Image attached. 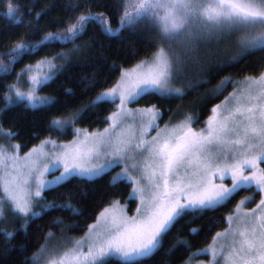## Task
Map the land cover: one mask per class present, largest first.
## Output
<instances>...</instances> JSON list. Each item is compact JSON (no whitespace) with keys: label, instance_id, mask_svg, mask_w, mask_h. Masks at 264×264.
<instances>
[{"label":"snow or ice","instance_id":"snow-or-ice-1","mask_svg":"<svg viewBox=\"0 0 264 264\" xmlns=\"http://www.w3.org/2000/svg\"><path fill=\"white\" fill-rule=\"evenodd\" d=\"M3 4L0 19L21 26L19 0H3ZM68 7L75 10L80 5L70 0ZM120 7L116 28L104 13L84 7L69 17L63 28L57 26L55 32L49 31L38 40L18 38L9 51L0 53V73L7 74L41 48L74 45L91 23L108 37L138 23L148 24L159 36L150 58L120 70L112 86L99 92L89 105L50 122L49 130L70 133V142L45 138L23 155L19 144L6 147L0 143V222L6 219L5 205L25 229L31 219L54 208L80 215L71 203L48 204L43 193L76 178L94 181L118 167L122 170L111 176L110 186L125 183L131 187L127 199L137 202L135 214L129 216L127 204L112 200L95 222L86 226L83 236L65 237L58 248L41 246L32 257L33 264H109L112 260L143 264L162 247L165 236L181 219L215 211L241 191L253 189L260 199L251 213L245 206L253 197L240 199L236 215L227 217L229 227L217 232L203 252L210 255V264H264V168L260 167L264 163V69L242 81L231 77L222 80L213 95L228 84H234L235 90L211 108L203 127H193L199 124L198 115L185 113L180 122L161 128L158 121L163 113L155 103L130 107L149 96L183 98L175 83L183 77L188 59L201 43L238 34L240 56L236 62L264 50V0H122ZM78 50V46L73 49ZM68 60V54L58 52L25 65L16 82L5 85L0 94L4 102L0 113L20 103L29 110L51 107L54 99L39 95L38 90L52 82ZM104 104L114 108L105 117L107 127L92 132L77 127L86 111ZM137 127L138 132L134 130ZM153 129L156 134L146 139ZM16 135L0 124V137L11 141ZM46 174L52 178L46 179ZM36 205H41L38 211L34 210ZM233 220L242 225L233 228ZM198 232L190 228L191 234ZM0 234L8 239L15 235L2 228ZM219 238H224V243L217 247ZM181 244L191 251L190 245ZM199 254L192 252L191 256Z\"/></svg>","mask_w":264,"mask_h":264},{"label":"trees","instance_id":"trees-1","mask_svg":"<svg viewBox=\"0 0 264 264\" xmlns=\"http://www.w3.org/2000/svg\"><path fill=\"white\" fill-rule=\"evenodd\" d=\"M72 2L79 4L80 7L70 9L68 7L70 0H19L24 23L16 26L7 19H0V53L9 51V45L18 38L38 40L49 31L55 32L57 26L63 28L65 21L82 12L84 7L95 13H104L110 18L111 26L117 27L122 0H72ZM3 11V0H0V13ZM37 14H40L38 20ZM29 22L31 26H28ZM158 41L157 32L146 23H138L135 27L123 30L116 37L104 35L95 23H91L87 26L86 32L76 39L74 45L61 47L55 44L41 48L34 56H25L11 67L9 73H0V94L5 92V85L16 82L17 75L25 65L35 64L42 58H51L58 52L71 57L61 73L40 89L43 94L54 99L55 103L51 107L29 110L20 103L0 113V124L5 131L13 130L17 133L15 139L11 141L21 146V154L39 146L45 138L71 141L73 136L70 133L61 135L50 131V122L89 105L99 92L112 86L119 77L120 70L134 67L141 60L150 58L156 51ZM77 46L79 50L73 51ZM198 55L195 75L190 74L184 81L182 79L179 81L183 86V98L149 96L133 106L146 107L155 103L163 111L161 120L163 124L178 113L198 115L199 124H194L193 127H203L204 121L211 114V108L221 103L235 90L234 84H228L219 94L213 95V90L219 87L222 80L231 77L233 81H242L246 76H258L264 69V50L252 52L239 59V62L236 60L240 54L236 55L231 50L216 46L199 50ZM4 64L8 66L6 58ZM3 103L0 99V107H3ZM113 110L112 105L104 104L95 110L86 111L77 127L103 130L108 126L105 117ZM114 173L115 169L91 182L79 178L72 179L54 190L45 191L43 199L48 204L71 203L81 214L74 215L66 209L54 208L40 218L31 219L26 229L22 225L7 228V231L14 232L15 235L8 239L0 234V264H33V255L38 253L41 246L47 244L49 233L54 235L53 238H75L84 235L86 226L95 222L98 213L112 200L118 199L121 203L127 204L129 212L134 213L138 204L127 199L131 187L125 183L110 186V178ZM247 196L253 197V200L246 208L255 207L260 197L253 189L241 191L228 205L215 211L202 216L197 214L184 217L165 236L163 245L156 254L151 259L143 261V264H186V258L190 257L192 252L205 249L217 232H223L229 227L227 217L234 213L239 200ZM190 228L199 229V232L193 235ZM181 242L190 245L191 251ZM194 257L191 256V259ZM109 264H119V261L112 260Z\"/></svg>","mask_w":264,"mask_h":264},{"label":"rangeland","instance_id":"rangeland-1","mask_svg":"<svg viewBox=\"0 0 264 264\" xmlns=\"http://www.w3.org/2000/svg\"><path fill=\"white\" fill-rule=\"evenodd\" d=\"M238 39H239V35L238 34H233V35H231V36H228V37H225V38H223V39H221V40H219V41H215V40H213V41H211V42H208V43H201L200 45H199V48L194 52V53H192L191 54V57L188 59V62H187V64H186V66H185V71H184V73H183V77L181 78L183 81L185 80V79H187L188 77H189V75L190 74H193V75H195V62H197V58H198V51L199 50H207V49H209V47H212V46H216V47H218V48H224V50H231V51H233V52H235V54L236 55H238V54H240V52H239V47H238ZM158 43H159V41H158ZM69 57V59H70V57L71 56H68ZM61 63H64V62H61ZM66 65V63H64V66ZM64 66H63V68H64ZM180 79V80H181ZM179 80V81H180ZM179 81H177L176 83H175V87H177V88H180L181 89V91L183 92V86L179 83ZM26 90V89H25ZM38 94L39 95H41V96H47V95H45V94H43L42 92H41V90L39 89L38 90ZM47 97H49V96H47ZM130 107H132V108H137V107H134L133 105H130ZM162 111V110H161ZM162 113H163V111H162ZM184 114V113H183ZM182 114V115H183ZM182 115L180 114V113H178L177 114V116H173L168 122H166V123H169V122H171V123H178V122H180L181 120H183L182 119ZM161 120L162 119H160L159 121H158V124H159V126L161 127V128H163V126L166 124V123H162L161 122ZM137 124H138V122H137ZM98 130V129H97ZM135 131H137L138 132V127H137V129H134ZM88 131L89 132H92V131H94V130H90V129H88ZM102 131V130H101ZM156 133H155V129H153V130H151V131H149L148 133H147V136H146V139L147 138H149V137H151V136H153V135H155ZM54 140H56L57 141V143H68V142H70V141H68V142H65V141H60V140H58V139H54ZM0 143H2V144H4L6 147L11 143V144H15V143H13L12 141H9L7 138H2V137H0ZM21 155H23V154H21ZM260 167H262V168H264V163H261L260 164ZM122 169L121 168H115V173L116 172H119V171H121ZM115 173H114V175H115ZM56 175H59V172H57L56 173ZM46 179H51L52 177L51 176H48L47 174H46V177H45ZM224 183L225 184H227V185H229L230 186V182L228 181V180H225L224 181ZM121 204H123V203H121ZM41 205H36L35 207H34V210H39ZM254 208V207H253ZM251 209L252 208H246V206H245V211H247V212H249V213H251ZM126 211H127V213H128V215L129 216H131V215H134L135 214V212L134 213H130L129 212V208H128V205H127V209H126ZM233 216H235L236 214H235V212L232 214ZM5 217H6V219L5 220H3L2 222H0V228H2V229H7V228H9V227H17V226H19V225H22L21 224V220L17 217V216H14L10 211H8L7 210V205H5ZM238 223H241V225H242V222H239V221H237V220H233V222H232V227L233 228H235L236 226H237V224ZM224 232V231H223ZM53 236L54 235H51L50 237H49V239H48V242H47V244L44 246L45 248H58L60 245H61V243H62V241L64 240V238L63 237H60V238H58V237H54L53 238ZM83 236V235H82ZM79 237H81V236H79ZM79 237H75V238H79ZM237 238H239V236L237 235ZM222 243H224V238H219L218 240H217V247H219V245L220 244H222ZM198 253H200L198 256H195L193 259H191V261L189 262V264H210V262H211V257H210V255H208V254H204V252H203V250H201V251H199ZM221 255H223V253H221Z\"/></svg>","mask_w":264,"mask_h":264},{"label":"bare ground","instance_id":"bare-ground-1","mask_svg":"<svg viewBox=\"0 0 264 264\" xmlns=\"http://www.w3.org/2000/svg\"><path fill=\"white\" fill-rule=\"evenodd\" d=\"M225 231V230H224Z\"/></svg>","mask_w":264,"mask_h":264}]
</instances>
